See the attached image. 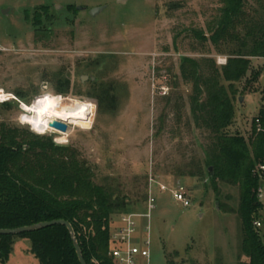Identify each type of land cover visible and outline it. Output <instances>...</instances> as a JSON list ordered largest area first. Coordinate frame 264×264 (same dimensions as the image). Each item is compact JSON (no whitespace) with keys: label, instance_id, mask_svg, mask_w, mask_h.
Returning <instances> with one entry per match:
<instances>
[{"label":"rangeland","instance_id":"1","mask_svg":"<svg viewBox=\"0 0 264 264\" xmlns=\"http://www.w3.org/2000/svg\"><path fill=\"white\" fill-rule=\"evenodd\" d=\"M219 7L220 0H0V92L14 97L0 103V124L75 150L97 184L109 186L114 198L126 197L124 215L135 216L133 243L149 241V260L140 264L247 261L236 214L239 189L219 184L214 191L206 181L177 176L193 157H202L208 135L191 121L187 126L191 88L179 76V62L203 57L190 30L205 31ZM205 51L215 60L226 57L210 44ZM258 72L256 92L242 91ZM236 86L227 132L247 138L264 106V59H252ZM52 113L68 126L66 133L23 123L27 115ZM150 178L181 183L191 206L160 193ZM261 190L257 231L264 242V181ZM150 195L155 209L146 217ZM120 215L111 218L112 233L121 227ZM30 247L29 240L15 238L5 264H39Z\"/></svg>","mask_w":264,"mask_h":264},{"label":"trees","instance_id":"2","mask_svg":"<svg viewBox=\"0 0 264 264\" xmlns=\"http://www.w3.org/2000/svg\"><path fill=\"white\" fill-rule=\"evenodd\" d=\"M190 32L203 57L184 56L179 62V76L191 88L187 126L192 122L208 135L202 157H193L177 176L206 181L214 191L219 184L239 189L236 214L241 222L240 249L247 261L238 264H264V242L255 227L263 208L259 189L264 173L259 167L264 165V106L251 120L247 138L227 132L235 117L236 85L250 72L252 59H264V0H220L206 30ZM206 44L226 56L225 65L206 56ZM260 75H252L242 91L255 93L253 85ZM94 178L75 150L0 124V230L63 220L71 225L86 264H114L108 255L111 218L124 214L129 201L125 196L114 198L111 188ZM217 209L232 213L226 207ZM15 238L30 241V252L39 264H80L65 226L0 235L2 264L8 261Z\"/></svg>","mask_w":264,"mask_h":264},{"label":"built area","instance_id":"3","mask_svg":"<svg viewBox=\"0 0 264 264\" xmlns=\"http://www.w3.org/2000/svg\"><path fill=\"white\" fill-rule=\"evenodd\" d=\"M218 66H223L226 64L225 57H218L216 59ZM160 95H165L167 93V88L162 86L159 89ZM0 92V103L8 102L14 99L12 95H1ZM259 170L264 173V165L259 167ZM264 181V180H263ZM150 183L157 184L158 191L160 193H168L172 200L179 204L183 208H189L191 206V199L188 190L179 182L173 183V185H167L164 183H159L150 178ZM261 188L259 189V199L261 197ZM148 214L146 217H150V213L155 209V199L152 195L147 199ZM134 215H120L121 227L116 232H111V244L108 255L113 260L114 264H140L138 260H144L145 262L149 260V241H144L141 245L138 243H133L135 240L136 223L134 220ZM255 227H260V222L255 223ZM145 232H149V227L145 229Z\"/></svg>","mask_w":264,"mask_h":264},{"label":"water","instance_id":"4","mask_svg":"<svg viewBox=\"0 0 264 264\" xmlns=\"http://www.w3.org/2000/svg\"><path fill=\"white\" fill-rule=\"evenodd\" d=\"M79 10H84V9H79ZM98 11H100V8H96V9H92L89 11V15L90 16H95ZM4 14L7 12H3ZM87 77H82L81 80H86ZM240 101H242V99H240ZM49 127L59 131L61 133H66L67 132V125L58 121H53L49 124ZM53 225H62L65 226L67 228V230L69 231V234L71 236L72 242H73V246L75 248V252L78 258V261L80 264H86L83 260L80 248L78 246V243L76 241V238L74 236V232L73 229L71 227V225L63 220H58V221H51V222H44V223H38L32 226H27V227H21V228H16V229H6V230H0V235H20V234H24V233H29V232H33L39 229H43L46 227H50Z\"/></svg>","mask_w":264,"mask_h":264},{"label":"bare ground","instance_id":"5","mask_svg":"<svg viewBox=\"0 0 264 264\" xmlns=\"http://www.w3.org/2000/svg\"><path fill=\"white\" fill-rule=\"evenodd\" d=\"M53 101V105H55L56 101L53 98H50ZM59 115L57 113H52L50 116H42V115H27L23 119V123L29 125L32 128H35L38 131L45 130H54L49 127V124L53 121H58ZM59 122V121H58ZM63 123V122H61ZM65 124V123H64ZM68 129V126H67ZM56 131V130H54ZM59 132V131H58ZM61 133V132H60Z\"/></svg>","mask_w":264,"mask_h":264},{"label":"crops","instance_id":"6","mask_svg":"<svg viewBox=\"0 0 264 264\" xmlns=\"http://www.w3.org/2000/svg\"><path fill=\"white\" fill-rule=\"evenodd\" d=\"M181 179V178H180ZM182 179H184V178H182ZM180 181V180H179Z\"/></svg>","mask_w":264,"mask_h":264}]
</instances>
